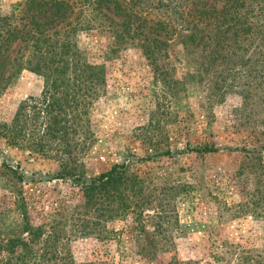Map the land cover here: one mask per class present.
I'll return each mask as SVG.
<instances>
[{
	"label": "rangeland",
	"instance_id": "374dc122",
	"mask_svg": "<svg viewBox=\"0 0 264 264\" xmlns=\"http://www.w3.org/2000/svg\"><path fill=\"white\" fill-rule=\"evenodd\" d=\"M152 10L155 18L164 16L165 9ZM103 11L114 18L110 8ZM173 24L164 38L167 47L151 55L134 45L106 55L108 34L78 35L88 61L103 66L105 84L84 117L86 134H77L59 158L32 154L0 138V213L14 209L21 193L35 227L60 217L68 222L83 204L79 182L66 171L89 181L128 161L142 179L138 209L101 224L99 236L69 235L76 264H167L172 257L186 264H219L214 254L227 252L232 261L262 254L264 79H254L256 72L239 65L241 73L226 77L233 66L212 64V50L203 45L211 29ZM18 48L12 44L0 58V124H10L22 105L41 108L43 79L17 69ZM237 54L254 67L250 50ZM41 126L37 120L32 128ZM3 165L17 171L22 182ZM14 216L8 213L5 226Z\"/></svg>",
	"mask_w": 264,
	"mask_h": 264
},
{
	"label": "trees",
	"instance_id": "16d2710c",
	"mask_svg": "<svg viewBox=\"0 0 264 264\" xmlns=\"http://www.w3.org/2000/svg\"><path fill=\"white\" fill-rule=\"evenodd\" d=\"M106 7L114 18L104 13ZM154 7L165 9L164 16L155 18ZM173 23L195 25L194 30L199 25L211 29L212 36L203 45L212 50V64L219 61L220 66H233L226 77L241 73L239 65L248 67L249 74L256 72L254 79H264V0H23L9 5L0 0V58L12 44L19 43L14 59L17 69L43 79L41 108L20 106L10 124H0V138L32 154L59 158L71 148L77 134H86L84 117L105 84L103 66L88 61L78 35L108 34L112 41L106 55L133 45L151 55L155 49L167 47L164 38L171 36ZM194 37L192 34L188 40L193 42ZM249 50L256 56L254 67L249 65L251 59L237 54ZM37 120H41V130L32 128ZM130 166L128 161L115 164L89 181L66 171L79 182L83 197V204L73 210L68 222L60 217L33 226L25 199L18 193L14 209L0 213V264H76L68 246L69 235L99 236L101 224L124 219L140 207L143 181ZM3 167L22 182L17 171ZM8 213L16 216L5 226ZM68 224L72 226L69 232L65 229ZM159 249L168 251L165 246ZM231 255L214 254L212 259L219 264H264V248L262 254L239 255L235 261ZM167 264L186 263L172 257Z\"/></svg>",
	"mask_w": 264,
	"mask_h": 264
}]
</instances>
